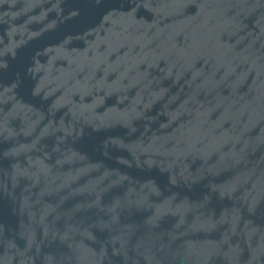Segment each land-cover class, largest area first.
<instances>
[{"label":"water","instance_id":"95a60500","mask_svg":"<svg viewBox=\"0 0 264 264\" xmlns=\"http://www.w3.org/2000/svg\"><path fill=\"white\" fill-rule=\"evenodd\" d=\"M0 264H264V0H0Z\"/></svg>","mask_w":264,"mask_h":264}]
</instances>
